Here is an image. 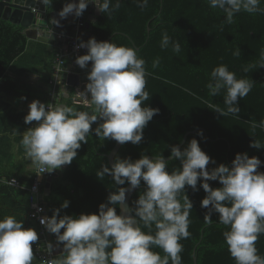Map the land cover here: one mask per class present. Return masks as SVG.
<instances>
[{"label":"clouds","instance_id":"1","mask_svg":"<svg viewBox=\"0 0 264 264\" xmlns=\"http://www.w3.org/2000/svg\"><path fill=\"white\" fill-rule=\"evenodd\" d=\"M42 3L48 8L53 0H42ZM136 3L144 8L148 0H136ZM207 3L224 14L223 24L228 25L234 23V17L241 11L264 14L261 0H207ZM90 4L110 16L121 7V0H115V4L112 0H71L59 12L60 19H52L50 24L59 26L60 21L70 15L79 18ZM36 21V30L47 28L40 15L36 16ZM50 32L45 34L48 36ZM78 47L87 49V53L78 56L76 64L86 69L91 62L83 95L85 99L90 97L92 111H78L68 105L45 104L39 100L29 104L24 122L32 125L35 121L36 124L23 133L21 143L26 157L40 174L70 165L93 131L100 140L139 145L145 128L159 113L158 108L145 106L150 99L145 90L146 77L151 73L136 48L97 41L95 37L81 41ZM160 47L171 48L176 54L181 52V43L167 32L162 34ZM233 55L241 56L240 47ZM159 64L156 58L152 67ZM258 64L264 67V50ZM251 67H245L244 72ZM254 84L252 79L237 78L227 65L216 66L206 88L211 97L223 92L225 107L215 103H208L207 107L222 117L238 115L239 101L249 94ZM94 123L97 124L95 129ZM251 124L254 129L264 128V120L258 123L253 120ZM198 135L203 136V132ZM250 146L264 148L258 140ZM169 147V159L180 162L171 172L163 154L151 159L141 153L135 161L131 157L117 156L111 167L104 163L96 175L101 181L110 176L117 190L111 191L107 201L99 205L98 214L61 216V210L70 204L64 200L51 217H42L40 224L55 235L57 246H63V252L51 258L48 264H182L180 241L191 235L189 216L193 210L186 186L194 192L200 188L205 191L206 196L201 201V207L208 210L205 224L211 225L216 213L219 224L229 228L223 236L236 264H264V256L258 254L256 247L260 235L264 234V172L258 171L264 162L259 157H250L247 152L237 153L231 166L221 163L209 169L208 165H216V161L202 150L196 138L183 150L178 145ZM209 181H218L221 186L213 188ZM142 182L145 189L126 214L123 211L126 193ZM117 208L122 209L120 214ZM38 241L35 228H26L23 220L6 215L0 219V264H33V245ZM154 248L162 249L164 254ZM46 251L51 256L52 242H47Z\"/></svg>","mask_w":264,"mask_h":264},{"label":"trees","instance_id":"2","mask_svg":"<svg viewBox=\"0 0 264 264\" xmlns=\"http://www.w3.org/2000/svg\"><path fill=\"white\" fill-rule=\"evenodd\" d=\"M1 1V0H0ZM69 0H53L49 6L50 14L58 9L62 10ZM115 4V0H112ZM264 8V0H261ZM87 16V15H86ZM87 19V17H86ZM224 14L213 9L207 0H148V5L141 8L136 0H121V7L108 13H102L97 20L85 27L84 41L95 37L97 41H108L118 46L134 47L138 55L146 61V69L151 75L146 77V91L150 99L145 106L158 108L159 113L153 117L144 130V139L139 145L131 142L121 146L115 156L122 159L131 157L133 161L141 157V153L148 156H170V147L180 145L188 131L198 128L188 135L181 150L191 139L196 138L203 151L216 161L209 169L223 163L231 166L237 153L247 152L249 156L259 157L264 162V148L256 149L250 145L258 140L264 147V128H253L251 122L264 120V67H259L260 53L264 50V14H249L241 11L234 17L231 25L223 24ZM223 24V28L221 27ZM67 30V34H71ZM167 32L173 39L181 43V52L174 53L171 48L162 49L160 42L162 34ZM240 47L241 56L236 57L233 52ZM56 49H49L45 42L29 39L24 28L10 21L0 18V80L1 89L7 93L19 94L21 85L19 79L26 74L49 73V80L53 69ZM159 58L160 64L153 68V61ZM91 62H89L90 66ZM221 64L227 65L230 71L236 73L237 78L252 79L255 84L249 94L239 101L240 113L222 117L219 113L209 109L208 103H215L224 108L222 92L211 97L206 88L211 71ZM88 68L86 69H89ZM250 71L244 72L245 67ZM90 71V70H89ZM62 104L76 108L78 111L91 112L92 107L75 103L72 96L63 97ZM7 118L0 119V143L7 146L9 152L13 148L12 134H21L27 130L24 122L25 114H17L22 120L18 128L3 126ZM97 126L93 124V129ZM203 132V136L198 135ZM15 140L22 141V135H15ZM88 143H82L77 150L78 156L67 167L58 169L59 176L51 184L50 194L45 196V205L52 216L53 210L59 208L64 200L70 201L67 209L61 210V216L81 213L92 214L99 212V205L107 201L111 191L117 190L110 176L101 181L96 173L104 163L109 167L107 154L116 145L114 140H100L93 131L88 137ZM168 170L180 166L175 158L168 160ZM264 172V163L258 169ZM2 176V174H0ZM10 175H6L8 177ZM33 176L15 177L30 185ZM213 188L220 187L218 181H209ZM200 182H198L199 187ZM127 186V185H125ZM44 192V187H42ZM145 189L143 182L133 194L130 207ZM14 190V188L0 184V191ZM187 194L193 202L190 213V237L181 240L183 251L180 254L182 264H194L193 254L196 249L198 264H236L231 257L223 233L228 227L219 224L218 214H213V223L204 222L208 211L201 207V201L206 196L203 188L194 192L186 186ZM29 205L18 208L17 220H23L25 227L29 224ZM120 214V208H117ZM145 232L147 228L143 229ZM154 230V229H153ZM63 231V230H62ZM51 234V233H50ZM56 242V237L51 234ZM63 248L62 245H60ZM258 254L264 256V234L256 242ZM154 251L163 255L162 249ZM37 258L34 253V260Z\"/></svg>","mask_w":264,"mask_h":264},{"label":"built area","instance_id":"3","mask_svg":"<svg viewBox=\"0 0 264 264\" xmlns=\"http://www.w3.org/2000/svg\"><path fill=\"white\" fill-rule=\"evenodd\" d=\"M88 7L92 10V13H94L96 7L91 4ZM87 21L88 20L86 19L84 12L81 17L75 19L71 34H61L66 38V41L60 42L58 45L54 46L56 49V55L51 73L52 76L49 80L50 88L47 94L48 99L45 104H62V99L68 92L69 97L72 96V99L75 103L90 106V97L85 99L83 95L86 85L89 82L86 77L83 78V74H88L89 69H82L76 64L77 57L87 53V49L78 47L80 42L84 41L82 38L85 33L84 28L86 27ZM73 73H76L80 76V83L77 86H71L64 81V77H67ZM50 174L51 173L47 172L40 174L36 170L33 176V181L30 185H26L17 177L0 176V184H4L13 188L24 189L30 193L28 227L35 228L39 235V241L33 245L35 257L37 258L39 264H48V261L55 257L60 251V246H58V249L55 247L57 245L56 242L51 238V234L43 225L40 224V219L42 217H51L47 211L45 203L40 201V194L43 193L42 187H44L46 178ZM40 209H43V211ZM47 242H52L53 244V252L51 256H49L46 251ZM38 246L39 248L37 250Z\"/></svg>","mask_w":264,"mask_h":264},{"label":"crops","instance_id":"4","mask_svg":"<svg viewBox=\"0 0 264 264\" xmlns=\"http://www.w3.org/2000/svg\"><path fill=\"white\" fill-rule=\"evenodd\" d=\"M69 2H71V0H69ZM60 11L61 10L56 9L50 15H52L55 19H60ZM92 14V10L88 7L85 11L87 20L92 16ZM75 19L76 17L74 15H70L66 19L61 20L63 35L67 34V30H71ZM35 33L36 31H33V34ZM28 38L34 39L30 37ZM84 75L86 78L88 77L87 73ZM48 78V72L26 74L22 76L19 79V84L21 85L19 94H15L13 92L7 93L2 90L1 87L3 83L2 80H0V119L3 121L7 118V114L10 113V110L15 111L17 114L27 115L29 112V104L34 100L46 103L48 99L47 94L50 88ZM16 113L10 115L8 119L9 125L5 122L3 124L4 127L9 126L18 128L20 126L22 120L16 115ZM35 124L36 122L34 121L32 125H27L26 127L28 129L33 127ZM2 134L5 133L0 132V135ZM15 135L23 136V133L12 134L11 139L14 141V144L10 152L7 150L6 145L0 143V174H2V176L10 175L8 177H15L16 175L27 178L31 177L35 174L36 169L32 165L31 161L26 157L22 143L15 140ZM28 202H30V193L27 190L14 188V190L0 191V219H3L6 215H14L16 217L18 208H24V205ZM55 247L57 249L59 248L58 246ZM60 249L62 248L60 247ZM33 264H39L38 260L33 262Z\"/></svg>","mask_w":264,"mask_h":264},{"label":"water","instance_id":"5","mask_svg":"<svg viewBox=\"0 0 264 264\" xmlns=\"http://www.w3.org/2000/svg\"><path fill=\"white\" fill-rule=\"evenodd\" d=\"M100 14L101 12L95 9L94 13L87 21L86 27L90 28L91 23L96 21ZM37 15H40L43 26L47 28H41L40 30H36L35 23L37 22L36 21ZM0 18L10 21L15 25L21 26L22 28H24L25 33L28 37L47 43L49 45L50 50H53L54 46L58 45L60 42L66 41V38L61 35L62 22L60 21L59 26L50 24V21L55 18H53L52 15H50L49 17V7L46 8V6L42 3V0H1ZM56 19L59 20L58 18ZM33 31H36V33L33 34L32 33ZM49 31L51 32L47 36L45 33ZM90 69H91V64H90ZM64 81L71 86H77L80 83V76L76 73H73L68 75L67 77H64ZM65 97L66 98L69 97L68 92L65 94ZM197 130L198 128L192 131H188L184 135L183 140L180 143L179 147L181 148V146L185 143L189 134ZM122 145L123 144L116 143V145L111 150V152L107 154V158L110 166H112V164L115 162V156ZM149 158L155 159V156H149ZM164 158L166 161L171 160L169 159V156ZM65 167H67V165L62 166V168ZM58 176H59V171L56 170L46 178V182L44 185V192L40 194V201L45 202V196L50 194L51 184L53 180ZM138 188L126 193V201L123 205V211L126 214H128V209L131 208L130 207L131 198ZM120 210L122 209L120 208ZM62 252H63V248L60 249V251L56 256L60 255ZM193 259H194V264H198L196 249L194 250Z\"/></svg>","mask_w":264,"mask_h":264},{"label":"rangeland","instance_id":"6","mask_svg":"<svg viewBox=\"0 0 264 264\" xmlns=\"http://www.w3.org/2000/svg\"><path fill=\"white\" fill-rule=\"evenodd\" d=\"M83 78H85V75L83 74Z\"/></svg>","mask_w":264,"mask_h":264},{"label":"bare ground","instance_id":"7","mask_svg":"<svg viewBox=\"0 0 264 264\" xmlns=\"http://www.w3.org/2000/svg\"><path fill=\"white\" fill-rule=\"evenodd\" d=\"M33 33V32H32Z\"/></svg>","mask_w":264,"mask_h":264}]
</instances>
